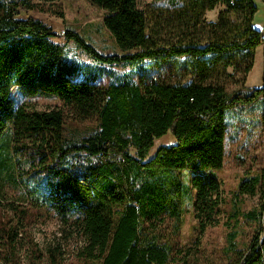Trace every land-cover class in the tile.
Segmentation results:
<instances>
[{
	"label": "trees",
	"instance_id": "1",
	"mask_svg": "<svg viewBox=\"0 0 264 264\" xmlns=\"http://www.w3.org/2000/svg\"><path fill=\"white\" fill-rule=\"evenodd\" d=\"M89 1L105 11L103 25L120 53H102L72 29L56 33L28 15L42 10L38 3L0 0V189L6 181L21 183L33 208L52 212L63 238L80 242L75 264H174V245L156 226L167 217L178 233L191 189L197 217L210 220L217 212L219 181L206 171L222 167L225 117L258 103L264 126V51L261 86L245 87L264 40L251 25L257 8L253 0H183L146 13L137 0ZM218 6L216 20L206 21L205 13ZM58 36L73 40L86 63L67 60L65 44L53 40ZM145 61L172 63L170 80L144 85L121 74L97 82L104 67ZM85 66H94L92 79L80 74ZM13 87L55 97L63 107L16 106ZM67 122L94 126L71 134ZM167 132L175 143L146 159L153 140ZM23 162L36 165L25 178L18 168ZM185 170L188 182L179 174ZM256 186L260 209L243 213L253 220L264 209V170L240 182L233 196L254 194ZM235 235L228 234L225 248L231 264H264V232L245 250ZM16 237L12 227L0 228V264H23ZM32 257L27 264H68L59 242Z\"/></svg>",
	"mask_w": 264,
	"mask_h": 264
},
{
	"label": "rangeland",
	"instance_id": "2",
	"mask_svg": "<svg viewBox=\"0 0 264 264\" xmlns=\"http://www.w3.org/2000/svg\"><path fill=\"white\" fill-rule=\"evenodd\" d=\"M31 1L38 3L42 10L39 8L29 10L28 15L39 19L56 33L72 29L102 53L121 52L110 32L103 25L105 11L90 3L89 0H57L45 3L39 0ZM171 1H176L175 3L180 5L183 0H137V6L146 13H156L159 9L169 7ZM253 3L257 10L251 25L261 31L264 36V0H253ZM222 8L218 6L207 11L204 19L208 22L216 20L218 11ZM53 40L65 44L67 60H79L86 63L84 52L80 51L73 40L66 41L62 36L55 37ZM263 51L264 40L255 49L253 66L246 77V89L261 86ZM92 67H80L79 72L84 78L92 79ZM172 68L174 66L170 62L152 66L148 61L131 68L115 66L107 71L104 67L97 82L105 84L121 74H128L135 81L141 78L140 83L145 85L156 79L170 80ZM10 95L16 106L23 105L29 109L63 107L55 97L44 94L27 95L15 87L11 89ZM65 111L68 110L65 109ZM225 121L222 167L219 170L206 171L215 175L219 181L217 212L210 220L197 217L193 206L194 190L191 189V196H186L184 199L183 223L178 233H172V221L167 217L156 226L163 238L174 245V264H184V261L185 264H231V256L225 249L230 232H235L234 242L237 248L242 250L247 249L253 240L256 237L259 239L264 232V209L258 220L249 219L243 215L250 210L260 209L262 201L259 186H256L254 194L239 193L233 197L238 191L240 182L247 180L248 177L258 176L264 170V126L260 120L258 103L231 110L225 117ZM66 126L67 132L77 134L82 133L85 128H93L94 123L85 122L76 125L67 122ZM174 143L175 138L170 132L156 137L147 151L146 159L152 157L159 146ZM18 168L25 178V175L34 171L36 165L31 168L23 162ZM18 168L16 167L15 172ZM179 174L185 182H188L191 176V172L186 170ZM234 204L239 205L242 214L234 213L232 207ZM3 227L5 229L12 227L17 232L16 254L23 264L30 262L34 254H44L46 248L54 245L55 242L62 244L65 263L75 264L76 262L72 255L80 242L76 238L64 239L62 225L58 218L44 208H33L21 183L15 187L6 181L0 189V228ZM180 252L186 253V256ZM45 262L40 261V264H47Z\"/></svg>",
	"mask_w": 264,
	"mask_h": 264
},
{
	"label": "built area",
	"instance_id": "3",
	"mask_svg": "<svg viewBox=\"0 0 264 264\" xmlns=\"http://www.w3.org/2000/svg\"><path fill=\"white\" fill-rule=\"evenodd\" d=\"M232 3V1H230Z\"/></svg>",
	"mask_w": 264,
	"mask_h": 264
}]
</instances>
